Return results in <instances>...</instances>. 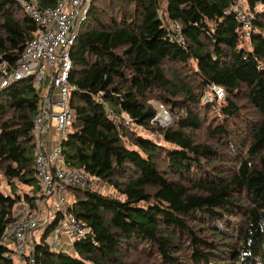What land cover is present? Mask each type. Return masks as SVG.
Wrapping results in <instances>:
<instances>
[{
    "label": "trees",
    "instance_id": "16d2710c",
    "mask_svg": "<svg viewBox=\"0 0 264 264\" xmlns=\"http://www.w3.org/2000/svg\"><path fill=\"white\" fill-rule=\"evenodd\" d=\"M234 5L90 1L68 51L75 89L58 145L63 166L113 193L68 186L67 211L83 236L50 250L55 214L21 264H264V0H244L247 37ZM35 29L18 0H0V62L13 67ZM213 86L224 100L206 105L202 91ZM39 101L29 78L0 88V264H14L2 236L15 207L41 198ZM152 102L169 111L168 124Z\"/></svg>",
    "mask_w": 264,
    "mask_h": 264
},
{
    "label": "built area",
    "instance_id": "2783aa9c",
    "mask_svg": "<svg viewBox=\"0 0 264 264\" xmlns=\"http://www.w3.org/2000/svg\"><path fill=\"white\" fill-rule=\"evenodd\" d=\"M90 1L56 0L53 7L38 9L34 0H18L36 24L34 36L25 43L13 67H8L5 61L0 62V88L11 80L29 78L40 94L32 130L35 144L33 167L41 186V198L35 199L31 206L21 203L14 210L13 220L2 236V241H9L16 256L14 264L22 263L25 257L23 245L29 237L32 238L33 230L46 229L55 214H59V220L48 232L47 246L50 250L69 249L72 242L84 233L82 224L67 211L66 188L87 186L90 176L82 170L62 165L58 142L71 122L67 98L75 89L67 80L71 68L68 51L86 17ZM233 14L247 37L252 13L235 0ZM173 28L175 32L179 31L177 25ZM124 123L129 125L126 118ZM50 128L57 132L58 139L52 145H46ZM51 195L53 202L48 206L46 202ZM41 202L45 211L40 208ZM31 249L27 256H30Z\"/></svg>",
    "mask_w": 264,
    "mask_h": 264
},
{
    "label": "rangeland",
    "instance_id": "374dc122",
    "mask_svg": "<svg viewBox=\"0 0 264 264\" xmlns=\"http://www.w3.org/2000/svg\"><path fill=\"white\" fill-rule=\"evenodd\" d=\"M238 3L241 4L243 6V8L245 9L244 0H238ZM261 8H264V7H261ZM189 64L193 67V63L190 62ZM224 97H225L224 91L219 89L218 87L214 88V86H213V87L204 89L202 91V97L201 98H202L203 103L207 105V104H210L212 102L213 98H216L217 101L220 102V101L224 100ZM152 103L157 110V117H158L157 119H158L159 123L161 125L168 124L171 121V115H170L169 111H167L166 108L158 102H152ZM210 113H211V110H209V115H212ZM50 130H54V129L50 128ZM50 130H49V132H50ZM56 135H57V133L54 132L53 133L54 141L56 140ZM198 137L204 139L202 134H199ZM156 140H158V139H156ZM3 187L4 186L1 185V188H3ZM89 187L91 189L97 190V191L104 193V194H112L113 193L111 187L108 184L102 183L101 181H99L98 179H96L94 177L89 178ZM66 194H67V202H70L71 197H70V195H68L67 191H66ZM52 202H53V195L48 197L46 204L49 206V205H51ZM20 204H18L15 207V209L17 207H19ZM40 208L42 211H45V206L43 205L42 202H41ZM41 234H42V230H39V229L33 230L32 238L29 237L28 242L24 243V245H23L24 256L28 255L29 250L32 248V242L33 241H35V242L39 241ZM5 243L8 246V248L11 247L9 241L5 242ZM131 256H133V255L131 254ZM141 257L143 258V256H141ZM12 258H13V260H16V256L13 253H12Z\"/></svg>",
    "mask_w": 264,
    "mask_h": 264
},
{
    "label": "crops",
    "instance_id": "0c3cea01",
    "mask_svg": "<svg viewBox=\"0 0 264 264\" xmlns=\"http://www.w3.org/2000/svg\"><path fill=\"white\" fill-rule=\"evenodd\" d=\"M56 132L55 130H50V132L48 133V135H46V145H52L53 143H55L58 139V134L56 135V140L54 141L53 138V133ZM57 133V132H56Z\"/></svg>",
    "mask_w": 264,
    "mask_h": 264
},
{
    "label": "water",
    "instance_id": "95a60500",
    "mask_svg": "<svg viewBox=\"0 0 264 264\" xmlns=\"http://www.w3.org/2000/svg\"><path fill=\"white\" fill-rule=\"evenodd\" d=\"M215 88V87H214Z\"/></svg>",
    "mask_w": 264,
    "mask_h": 264
}]
</instances>
